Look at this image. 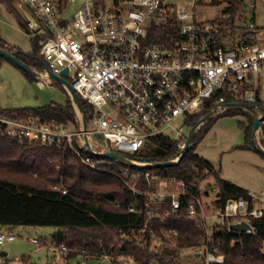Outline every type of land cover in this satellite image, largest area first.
Returning a JSON list of instances; mask_svg holds the SVG:
<instances>
[{
    "label": "built area",
    "instance_id": "obj_1",
    "mask_svg": "<svg viewBox=\"0 0 264 264\" xmlns=\"http://www.w3.org/2000/svg\"><path fill=\"white\" fill-rule=\"evenodd\" d=\"M74 1L14 0L15 6L26 11L23 31L41 36L38 56L44 69L36 71L35 78L47 84L55 82L50 72L68 82L78 98L91 107L86 131L82 129L80 111L71 102L75 125L40 122L34 116L24 120L1 115L0 132L19 143L61 144L91 169H96L94 159L103 157V153L121 155L122 159L115 160L122 165L117 176L131 192L145 198L143 206H130L129 212L144 210L146 225L156 220L161 224L166 217L179 219L181 198L189 197L186 215L202 233L199 246L183 248L174 241L176 231L150 230L148 251L160 254L164 248H176L180 262L189 255L198 260L197 264H222L224 257L213 235L222 230L254 235L252 221L264 215L256 195L248 192L251 202L229 198L217 206L215 188L210 187L208 191L199 185L200 193L190 195L184 181L165 174L167 167L161 168L164 173L160 174L153 170V162L134 156L145 151L152 137L175 141L179 156L188 135L183 130L187 127L189 131L192 127L188 122L190 115L199 114L205 108L210 118L231 109L263 118L264 112L256 103V91L264 75V29L255 25L250 12L253 4L242 0L245 6L238 25L255 31L256 42L230 49L228 42L222 44L217 37V21L227 17L228 0H189L188 7L179 6L180 0H83L75 13L70 14L68 8ZM211 5L223 6L216 10L217 16L213 19L205 18L200 9ZM169 19L176 23L177 36L168 38L164 44L154 43V30L163 28ZM64 69L67 75L62 74ZM62 86L71 99L69 90ZM229 97L233 100L229 101ZM178 156L170 161H176ZM131 167L144 172H132ZM141 176L146 187L143 192L136 188ZM53 189L66 192L62 186H53ZM209 194L213 196L211 201H207ZM203 197H206L205 203ZM242 223L249 228L233 229ZM16 237L0 231V247ZM29 241L40 244L34 238ZM49 249L59 259L74 252L65 245H53ZM79 253L85 259L94 257L112 264L113 258L106 254L95 257L84 250ZM120 259L126 257L122 255Z\"/></svg>",
    "mask_w": 264,
    "mask_h": 264
},
{
    "label": "trees",
    "instance_id": "obj_2",
    "mask_svg": "<svg viewBox=\"0 0 264 264\" xmlns=\"http://www.w3.org/2000/svg\"><path fill=\"white\" fill-rule=\"evenodd\" d=\"M12 1L0 0V4L5 3L9 6ZM226 4L227 17L217 21L219 26L217 37L220 43L228 42L230 49H234L238 44L256 42L255 31L238 25L244 2L228 0ZM17 16L19 17L18 14ZM21 23L25 26V21ZM176 36V23L169 19L163 28L154 30L152 41L164 44L168 38ZM32 37L31 51L28 53L13 48L2 40L0 48L14 54L31 69L41 71L44 69V64L38 56L41 36ZM0 59L6 60L2 57ZM20 71L27 80L38 81L22 69ZM259 90L260 88L256 91V103L264 112ZM228 100L233 99L229 97ZM80 102L85 118L89 120L91 107L82 99ZM207 112L205 108L199 114L190 115L188 120L190 126L195 125ZM235 113H240L247 119V125H242L245 144L241 148L256 150L252 143L254 116L240 109H231L225 114ZM1 115L24 120L34 116L40 122L56 121L75 125V114L69 97L64 105L50 103L35 108L0 107ZM212 120H206L198 128L187 153L178 164L167 167L165 174L184 181L190 195L194 196L200 193L201 182L212 180L209 188L213 187L217 191L215 202L217 206H222L229 198H243L251 202L247 190L221 178L219 172L195 152L198 143L211 127ZM259 127L260 145L264 149V116ZM74 145L77 146L76 142ZM178 153L175 141L164 137H152L145 151L134 158L163 163L175 159ZM94 160L97 161L96 169H91L82 164L70 150H64L61 144L41 146L35 142L19 143L15 138L0 132V228L12 233L19 227H50L53 229L50 234L52 245H65L74 252L84 250L95 257L106 254L113 258L112 264H119L122 255L129 259L131 264H151L153 261H159L161 264L167 262L184 264L185 261H179L176 248H164L160 254H156L148 251L147 241L150 230L159 232L160 229H164L176 231L174 241L177 246L190 248L201 244V230L186 215L185 207L189 197L181 198L179 219L175 220L170 216L166 217L164 223L160 224L156 220L146 225L144 210L140 213H131L128 210L130 206H143L145 198L131 192L117 176L122 165L104 157ZM130 169L132 172L137 170L144 172V169L135 167ZM153 170L160 174L164 173L161 168ZM53 186H62L66 192L53 189ZM136 188L142 192L146 190L143 176ZM168 203L166 200V205ZM252 223L255 227L254 235L232 234L223 230L214 233V243L224 257L222 264H264V215ZM141 230H144V233L139 234ZM132 231L135 233L132 234ZM73 256L72 253L67 254V258Z\"/></svg>",
    "mask_w": 264,
    "mask_h": 264
},
{
    "label": "rangeland",
    "instance_id": "obj_3",
    "mask_svg": "<svg viewBox=\"0 0 264 264\" xmlns=\"http://www.w3.org/2000/svg\"><path fill=\"white\" fill-rule=\"evenodd\" d=\"M82 2L83 0H75L71 3L68 8L69 13H75ZM177 4L188 7L189 0H180ZM249 4L254 6L250 12L251 15H255V25L264 29V0H250ZM222 6L211 5L200 9V12L205 18L213 19L217 16L216 10ZM25 12V9L15 6L14 0L9 6L5 3L0 4V40L28 53L31 51L33 37L25 34L22 29L21 22L26 19ZM259 80V98L264 100V75ZM67 97L69 96L66 90L59 83L29 81L20 69L0 59L1 108H35L50 103L64 105ZM209 119H213L212 125L198 143L195 149L196 154L209 162L214 170L219 172L221 178L254 193L258 205L264 209V155L253 149L241 148L245 144L242 125H247V119L240 113H224ZM177 125H181V119L177 121ZM188 132V128H184L183 134L186 135ZM259 132H256L254 137V142L258 145L261 141ZM170 136L171 138L176 137L175 135ZM211 184L210 179L200 183L208 191ZM209 196L207 201L213 200L212 194ZM202 201L205 203L206 197H203ZM50 231H52L50 227H37L31 229L30 232H23L17 228L13 232L20 236L0 247V264H108L94 257L85 259L79 252H73L74 256L70 258H67V254L60 259L56 258L49 249V246H53ZM30 238L37 239L40 244L31 243ZM1 252H5L6 255L2 256ZM183 258L184 264H197L198 262L189 255ZM119 264H131V261L127 258L120 259Z\"/></svg>",
    "mask_w": 264,
    "mask_h": 264
},
{
    "label": "water",
    "instance_id": "obj_4",
    "mask_svg": "<svg viewBox=\"0 0 264 264\" xmlns=\"http://www.w3.org/2000/svg\"><path fill=\"white\" fill-rule=\"evenodd\" d=\"M24 33L28 34V31L26 29H24ZM0 57L12 62L13 64H15L18 68L22 69L24 72H26L27 74L33 76V77H37L38 73L36 71H34L33 69H31L28 65H26L25 63H23L20 59H18L16 56H14V54L9 53L3 49L0 48ZM63 75H67V70L64 69L62 71ZM50 78L55 81L56 83H59L60 85H64L70 92L71 95V99L70 101L76 106V108L80 111L81 113V122H82V129L85 132L86 131V118L84 115V111H83V107L82 104L80 102V99L78 98V96L76 95V93L71 89L70 85L68 84L67 81H65L63 78L53 75L52 73L49 72ZM239 106H243L244 108H248L251 109L252 106L248 105V104H239ZM254 116V120H253V131H252V143L253 146L256 148L257 151H259L262 155H264V149L258 145L255 144L254 142V137H255V133L259 128V124L260 121L262 120V118L256 117ZM210 118V114H206L204 115L195 125H193L187 135L184 147L182 148V150L180 151V154L177 158L176 161H168V162H163V163H154L152 166L155 168H163V167H170V166H174L176 164H178L181 159L184 157V155L187 153L189 146L195 136L196 131L198 130V128L206 121ZM90 152V150H88ZM102 156L104 158L107 159H112V160H120L123 157L121 155H118L114 152H106L103 153ZM249 226L245 223L239 224V225H235L233 226V229L238 230V231H245L246 229H248Z\"/></svg>",
    "mask_w": 264,
    "mask_h": 264
},
{
    "label": "crops",
    "instance_id": "obj_5",
    "mask_svg": "<svg viewBox=\"0 0 264 264\" xmlns=\"http://www.w3.org/2000/svg\"><path fill=\"white\" fill-rule=\"evenodd\" d=\"M254 21H255V15H254ZM262 147V146H261ZM249 192V191H248ZM258 204V203H257ZM23 232H30V230L31 229H33V228H25V227H19ZM18 228V229H19ZM0 231H3V229H1L0 228ZM52 231H53V229H52ZM52 231H50L49 233L51 234L52 233ZM13 234H14V232H12ZM14 235H16V236H20L19 234H14ZM30 239H32V238H30ZM35 239V238H34ZM1 255L2 256H5L6 255V253L5 252H1ZM53 256H55L54 254H53ZM56 259V258H55Z\"/></svg>",
    "mask_w": 264,
    "mask_h": 264
}]
</instances>
